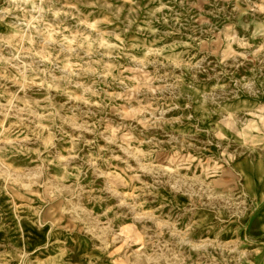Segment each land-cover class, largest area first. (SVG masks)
Returning <instances> with one entry per match:
<instances>
[{
    "label": "rangeland",
    "instance_id": "obj_1",
    "mask_svg": "<svg viewBox=\"0 0 264 264\" xmlns=\"http://www.w3.org/2000/svg\"><path fill=\"white\" fill-rule=\"evenodd\" d=\"M246 160L264 0H0V264H264Z\"/></svg>",
    "mask_w": 264,
    "mask_h": 264
},
{
    "label": "bare ground",
    "instance_id": "obj_2",
    "mask_svg": "<svg viewBox=\"0 0 264 264\" xmlns=\"http://www.w3.org/2000/svg\"><path fill=\"white\" fill-rule=\"evenodd\" d=\"M240 171L245 179V185L249 189L256 190V192H264V165L261 161H242L239 165ZM260 227V223L254 224L253 229L257 230Z\"/></svg>",
    "mask_w": 264,
    "mask_h": 264
}]
</instances>
